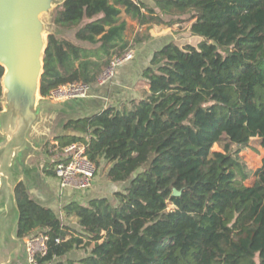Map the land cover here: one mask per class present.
I'll return each instance as SVG.
<instances>
[{
    "label": "trees",
    "instance_id": "obj_1",
    "mask_svg": "<svg viewBox=\"0 0 264 264\" xmlns=\"http://www.w3.org/2000/svg\"><path fill=\"white\" fill-rule=\"evenodd\" d=\"M123 12L141 25L190 22L200 42L166 43L143 71L141 98L69 119L56 137L53 148L86 144L98 171L107 161L108 179L123 188L71 201L62 217L20 182L17 237H48L37 264H264V157L253 170L241 156L264 148V0H65L48 35L43 97L94 84L149 38L126 40Z\"/></svg>",
    "mask_w": 264,
    "mask_h": 264
},
{
    "label": "crops",
    "instance_id": "obj_2",
    "mask_svg": "<svg viewBox=\"0 0 264 264\" xmlns=\"http://www.w3.org/2000/svg\"><path fill=\"white\" fill-rule=\"evenodd\" d=\"M135 1H142L155 7V0ZM123 15L128 21L126 40L131 41L136 35L147 33L149 38L134 46V59L121 64L111 82L102 86L92 84L89 97L51 101L48 123L41 133V144L36 149V151L42 149L45 153V166L39 168L25 161L10 177L2 170L4 161L0 159V264H30L26 254L27 239L17 237L19 210L15 188L18 183L23 182L33 199L45 207L52 208L62 217L64 216L62 207L71 201L85 204L94 197H113L116 191L123 188L122 184H116L108 179L110 164L107 161L102 163L92 187L88 190L61 187L53 170V150L57 149L53 147L58 146L57 136L68 133L65 130V123L69 119L92 115L109 107L121 108L132 99L141 98L148 89L143 78L144 69L148 67L158 49L170 41H175L174 29L169 25H141L124 12ZM48 143L49 147H46Z\"/></svg>",
    "mask_w": 264,
    "mask_h": 264
},
{
    "label": "water",
    "instance_id": "obj_3",
    "mask_svg": "<svg viewBox=\"0 0 264 264\" xmlns=\"http://www.w3.org/2000/svg\"><path fill=\"white\" fill-rule=\"evenodd\" d=\"M64 2L0 0V64L5 68L0 154L6 155L2 152L8 151L21 160L41 144L52 101L41 95V78L48 35L56 30L54 23L47 22L43 15ZM179 194L174 189V195Z\"/></svg>",
    "mask_w": 264,
    "mask_h": 264
},
{
    "label": "built area",
    "instance_id": "obj_4",
    "mask_svg": "<svg viewBox=\"0 0 264 264\" xmlns=\"http://www.w3.org/2000/svg\"><path fill=\"white\" fill-rule=\"evenodd\" d=\"M135 57L134 48L126 50L123 54L115 56L108 65L98 74L95 84L105 85L113 80L117 68ZM92 84L74 82L59 86L51 91L48 98L53 101H67L89 97ZM54 172L61 187H72L88 190L92 187L98 168L87 154V146L82 142H74L63 148H57L53 154ZM48 237L45 234L26 240L27 260L30 264H37V255L47 253Z\"/></svg>",
    "mask_w": 264,
    "mask_h": 264
},
{
    "label": "rangeland",
    "instance_id": "obj_5",
    "mask_svg": "<svg viewBox=\"0 0 264 264\" xmlns=\"http://www.w3.org/2000/svg\"><path fill=\"white\" fill-rule=\"evenodd\" d=\"M53 16H54V11L44 14L43 18L49 22V23H53ZM189 23L190 22H183L181 24H174L172 26H170V28L174 29L175 32V41L178 42L180 45L182 44H187V43H191V44H198L200 42V38H198L197 36L193 35L190 30H189ZM54 29V27H53ZM68 104V103H67ZM257 146L256 148H252V147H247L246 149L241 151V156L243 158L244 161H246V163L248 164V166L250 167V169H257L258 167H260L262 165V159L264 157V148L261 147L259 144H255ZM35 147V146H34ZM39 146H37L35 149H37ZM213 150H222V146L221 144H215ZM6 151V150H4ZM2 153H6V155L4 154H0V159L2 161H4V168L2 170H4L10 177H12V175L14 174V171H17L19 169V165L24 163L25 161L31 162V164H35L37 165V167L42 168L45 166V153L43 152L42 149L39 150H34L30 156H27L24 159L21 160H17L14 157H12L8 151L7 152H2ZM12 157V158H11ZM8 159V160H7ZM253 177L248 179L246 181L247 184H251L253 183ZM95 181V178H94ZM170 207L172 208L173 205L170 204ZM85 254L84 250H76L74 252H72V256L73 257H81L82 255Z\"/></svg>",
    "mask_w": 264,
    "mask_h": 264
}]
</instances>
